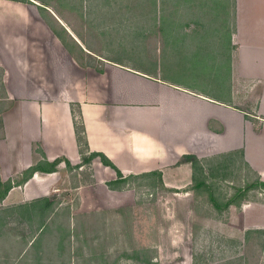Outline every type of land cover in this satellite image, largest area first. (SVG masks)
<instances>
[{"label":"crops","instance_id":"1","mask_svg":"<svg viewBox=\"0 0 264 264\" xmlns=\"http://www.w3.org/2000/svg\"><path fill=\"white\" fill-rule=\"evenodd\" d=\"M23 4L0 1V34L11 37L16 58L7 67L0 65V99L5 101L0 180L12 181L35 164L43 170L55 160L57 164L51 172L35 171L13 185L0 208L48 201L58 191L55 183L65 162L78 164L81 154L91 152L103 154L121 177L156 172L146 176L185 196L200 193L192 186L190 164L179 162L183 155H193L203 169L211 159L235 156L264 182V0H181L168 20L175 4L161 8L162 33L169 32L163 38L185 32L175 38L185 40L184 50L178 46L170 55L185 59V76L194 70L193 59L206 54L197 39L207 37L212 44L210 78L198 81L196 74L185 77V84L172 75L177 69L172 57L164 62L170 69L159 71L140 67L132 58L118 60L87 50L52 7L46 8L56 24L38 13L25 19ZM167 22L172 23L168 30ZM57 24L67 32L63 37L51 28L58 29ZM86 56L94 61L84 60ZM86 163L93 168V184L113 192L105 182L117 178L114 170L97 156ZM246 208L242 204L240 212Z\"/></svg>","mask_w":264,"mask_h":264},{"label":"rangeland","instance_id":"2","mask_svg":"<svg viewBox=\"0 0 264 264\" xmlns=\"http://www.w3.org/2000/svg\"><path fill=\"white\" fill-rule=\"evenodd\" d=\"M37 1L43 6L19 1L24 3L20 7L25 19L31 21L38 13L56 24L57 16L85 49L118 60L132 58L140 67L166 71L167 58L186 45L183 38L175 39L178 34L183 37V30L171 32L174 38L164 39L169 32L162 33L161 8L181 0ZM46 7H52L55 16ZM169 16L175 14L169 12L165 19ZM170 25L165 24L167 30ZM0 36V65L7 67L16 59L11 54L13 40L8 34ZM199 41L206 54L200 61L193 59L194 70L188 76L185 59L174 55L169 60L176 63L172 75L184 84L185 77L194 79L196 74L198 81L210 78L207 70L215 64L209 38ZM84 60L94 61L87 56ZM4 102L0 99V112ZM87 156L81 154L78 164H64L48 209L32 212L27 207L24 212L17 207L34 200L0 208V264H264V187L258 183L262 179L241 166L237 157L209 160L203 169L209 190L201 187L200 194L185 196L166 191L149 176L113 184L118 191L107 182L113 192L97 188L93 168L81 161ZM208 192L220 209L207 200ZM230 199L232 204L225 207ZM242 204L245 212H240Z\"/></svg>","mask_w":264,"mask_h":264},{"label":"trees","instance_id":"3","mask_svg":"<svg viewBox=\"0 0 264 264\" xmlns=\"http://www.w3.org/2000/svg\"><path fill=\"white\" fill-rule=\"evenodd\" d=\"M19 1H25V0H19ZM152 3H153V0H151ZM155 1V0H154ZM171 2H173V0H171ZM173 4H175L176 8L175 9H172L170 10V15L172 14V11H175L176 12V9H177V4L178 2H174ZM45 20H47L46 18H44ZM49 20H47L48 22ZM50 24V22H49ZM58 25V24H57ZM58 29L52 27L51 25V28L53 29V31L55 32V34H57L58 36L60 37H63V34L67 33L66 30L64 29L63 26H61L60 24L58 25ZM69 37L72 39V37L69 35ZM72 42V41H71ZM74 43V42H72ZM98 157L99 158V161L103 164V165H106V166H109L111 167L115 174H116V179L112 182H107V184L111 187H113V184L115 183H125L127 178L128 177H121V174L120 172L112 165L111 162H109V160H107V158L101 154V153H95V152H91L89 153V155L82 159L81 161L82 162H88L89 159H91L92 157ZM179 162H188L190 164V167H191V180H192V186L194 189H199V188H206L207 190H209V185L206 184V182L204 181L203 179V168L201 166V164L197 161V159L193 156V155H183ZM66 164H68L67 162H65ZM55 164H57V160L53 161L50 163V168L48 170H43V168L38 165V164H35V165H32V166H29L27 167L25 170H23V172L21 173V178L19 180H6V181H1L0 180V201L1 199H3V197L5 196L6 192L13 186V185H19L21 183H23L24 181H26L29 177H31V175L35 172V171H42V172H51L53 171V167L55 166ZM156 175V172H152V173H148V174H141L139 176H146V175ZM260 185H262L264 187V182L262 181H259L258 182ZM247 186H252V184H247ZM207 200L211 203V205L216 208V209H220V205H219V202L211 195V193L208 192V195H207ZM229 204H232V200H227L223 203V205L225 207H227ZM49 202L47 200H45L44 198H41V199H36L32 202H30L28 205H18L17 207L19 209H23V211L25 212V210L28 208H30V210L32 212H37L38 208L40 207L39 210H44V209H48L49 207ZM47 207V208H46ZM36 210V211H35Z\"/></svg>","mask_w":264,"mask_h":264}]
</instances>
